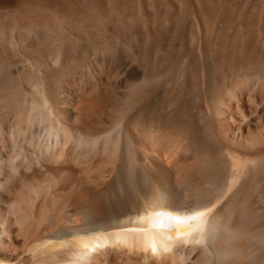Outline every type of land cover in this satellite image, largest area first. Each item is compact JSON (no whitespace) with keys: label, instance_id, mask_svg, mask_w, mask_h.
I'll return each mask as SVG.
<instances>
[{"label":"bare ground","instance_id":"6f19581e","mask_svg":"<svg viewBox=\"0 0 264 264\" xmlns=\"http://www.w3.org/2000/svg\"><path fill=\"white\" fill-rule=\"evenodd\" d=\"M241 98L204 105L224 172L205 159L198 178L174 164L179 129L37 100L25 132L2 136L0 264H264V105ZM205 209L202 230L157 216Z\"/></svg>","mask_w":264,"mask_h":264},{"label":"rangeland","instance_id":"374dc122","mask_svg":"<svg viewBox=\"0 0 264 264\" xmlns=\"http://www.w3.org/2000/svg\"><path fill=\"white\" fill-rule=\"evenodd\" d=\"M263 88L264 0H0L3 154L2 136L25 132L40 99L108 105L105 116L179 132L174 164L219 176L204 105L217 95L263 106Z\"/></svg>","mask_w":264,"mask_h":264},{"label":"snow or ice","instance_id":"6c2138e0","mask_svg":"<svg viewBox=\"0 0 264 264\" xmlns=\"http://www.w3.org/2000/svg\"><path fill=\"white\" fill-rule=\"evenodd\" d=\"M211 211V209H205L204 211H195L193 210L191 215L180 216L173 215L172 213H157V216L161 217L163 220L164 227H171V224L167 223L171 221L175 225L188 224L191 222H195L198 225L197 230H202V225L204 223V218ZM180 234L178 233V237ZM152 251L155 253L157 251L155 244L152 245Z\"/></svg>","mask_w":264,"mask_h":264}]
</instances>
